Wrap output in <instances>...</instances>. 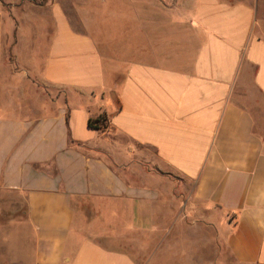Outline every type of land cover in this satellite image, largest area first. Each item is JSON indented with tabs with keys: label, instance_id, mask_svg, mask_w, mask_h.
Wrapping results in <instances>:
<instances>
[{
	"label": "crops",
	"instance_id": "0c3cea01",
	"mask_svg": "<svg viewBox=\"0 0 264 264\" xmlns=\"http://www.w3.org/2000/svg\"><path fill=\"white\" fill-rule=\"evenodd\" d=\"M192 210L264 264V0H0V264H144L98 240Z\"/></svg>",
	"mask_w": 264,
	"mask_h": 264
},
{
	"label": "rangeland",
	"instance_id": "374dc122",
	"mask_svg": "<svg viewBox=\"0 0 264 264\" xmlns=\"http://www.w3.org/2000/svg\"><path fill=\"white\" fill-rule=\"evenodd\" d=\"M36 5L47 4L49 0H31ZM44 11V10H42ZM21 12H26L22 9ZM49 12V11H48ZM27 14L33 16L37 14L33 9H28ZM161 173V172H160ZM190 184L186 185L189 188ZM84 209H89L88 204H83ZM176 214H178L181 204H176ZM90 210V209H89ZM186 215V219H178L174 234L163 239V235L142 236L136 234H115L112 232L107 239L98 240L104 246L121 247L127 250L133 257L145 264L148 259V252H139L135 246L136 240L145 241L151 244L162 240L164 244L171 243L176 246H160L153 260L147 264H236L222 242V234L211 227H207L200 218V213L192 210ZM165 222L171 224V218H165ZM189 225L191 228H189ZM116 231V230H113ZM155 246H147L153 248ZM144 258V260H143Z\"/></svg>",
	"mask_w": 264,
	"mask_h": 264
},
{
	"label": "trees",
	"instance_id": "16d2710c",
	"mask_svg": "<svg viewBox=\"0 0 264 264\" xmlns=\"http://www.w3.org/2000/svg\"><path fill=\"white\" fill-rule=\"evenodd\" d=\"M89 127L93 130L106 132L109 129V120L106 115L89 120Z\"/></svg>",
	"mask_w": 264,
	"mask_h": 264
}]
</instances>
